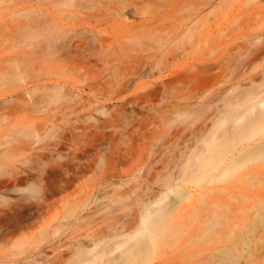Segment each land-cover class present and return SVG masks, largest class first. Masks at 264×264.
<instances>
[{"label": "rangeland", "instance_id": "374dc122", "mask_svg": "<svg viewBox=\"0 0 264 264\" xmlns=\"http://www.w3.org/2000/svg\"><path fill=\"white\" fill-rule=\"evenodd\" d=\"M211 2L194 46L143 35L148 2L136 19L88 0H0V264H208L254 220L264 0ZM72 26L94 39L91 73L57 60ZM136 63L144 74L125 76ZM253 245L239 264H264V223Z\"/></svg>", "mask_w": 264, "mask_h": 264}, {"label": "bare ground", "instance_id": "6f19581e", "mask_svg": "<svg viewBox=\"0 0 264 264\" xmlns=\"http://www.w3.org/2000/svg\"><path fill=\"white\" fill-rule=\"evenodd\" d=\"M91 4L94 3L99 6L98 11L101 15L109 16L114 15L117 17H125L129 15L132 18L138 19L139 14V4L142 2H148L152 6V12L149 14L148 18L140 19L139 24H137V29H143V35H150V40L162 41V35H167L163 44L170 45L172 43L178 42L180 37L182 39L177 43V45H186L187 42L200 46L203 43L202 39L208 40V35H196L199 26L203 23H207L210 15L207 14L209 8L212 5L211 0H203L200 3H194V0H109V1H98V0H88ZM93 3H92V2ZM181 12L179 17H174V14ZM180 20L179 25H175L173 20ZM61 22V21H59ZM75 31L73 37L65 45V49L58 57V61H64L63 65L66 69L80 70L84 72L91 73L93 70L92 59L88 54H91V46L88 41H93L91 37H80L84 31L72 26ZM209 27H207L205 34L209 33ZM203 37V38H202ZM97 46H107L111 47L110 41L99 40L97 41ZM193 46V47H194ZM175 46H173L174 48ZM108 63H113L114 60H108ZM126 68V67H125ZM124 74L128 76L130 73L142 76L144 74L143 67L136 63L133 67V71L130 68H126ZM209 72V68L206 69ZM177 77L175 75H169L168 79H173ZM190 80L191 78H187ZM56 85L58 88H63L62 82H58ZM263 109L260 110L259 115L264 114V100L260 101ZM250 120V115L245 114L237 120L238 126L236 128H243L245 124ZM251 139V138H250ZM248 140V146L261 155L264 154V135L257 139ZM215 142V141H214ZM212 142L209 146H215ZM264 195V190L261 192ZM259 210V211H258ZM258 210L253 213V221H249L247 224L241 226L236 231V239L233 244L226 245L225 243L220 244L216 251L208 259V264H239V256L242 251L247 254L254 255L257 250L253 245L254 240L259 234L260 225L264 223V205L259 206ZM152 214H148L143 218V224L147 225L150 222ZM98 245H95L92 251H96L94 254L95 258L99 256L104 257L107 252H104L103 248L99 251ZM120 247L119 244L115 246L116 249Z\"/></svg>", "mask_w": 264, "mask_h": 264}]
</instances>
